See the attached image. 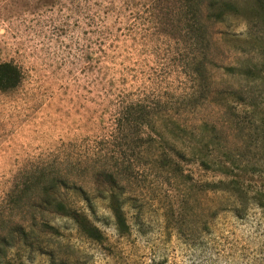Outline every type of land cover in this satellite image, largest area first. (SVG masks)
Instances as JSON below:
<instances>
[{"label":"rangeland","instance_id":"obj_1","mask_svg":"<svg viewBox=\"0 0 264 264\" xmlns=\"http://www.w3.org/2000/svg\"><path fill=\"white\" fill-rule=\"evenodd\" d=\"M164 3L0 0V63L23 73L17 88L0 90V210L6 219L35 216L39 224L35 247L10 250L17 262L264 264V210L254 199L264 191V81L244 71L264 66V0H238L226 21L209 22L208 74L218 94L196 107L181 99L191 86L190 40L177 20L162 23ZM143 98L191 126L190 133L170 127L152 141V152L170 154L166 164L149 163L140 123L126 132L134 141L115 131L121 107ZM185 143L203 147L209 164L177 155L173 147ZM213 160L231 166L238 191L208 189L222 178ZM177 163L184 173L175 176L169 164ZM131 165L127 230L118 229L106 200L95 198L88 211L76 192L62 191L90 215L101 240L32 206L36 190L26 201L12 199L41 173L83 186L94 198L96 170ZM44 221L60 233L51 234Z\"/></svg>","mask_w":264,"mask_h":264},{"label":"trees","instance_id":"obj_2","mask_svg":"<svg viewBox=\"0 0 264 264\" xmlns=\"http://www.w3.org/2000/svg\"><path fill=\"white\" fill-rule=\"evenodd\" d=\"M166 2L162 8V14L166 19H162L163 24H170L171 21H176L180 25L179 31L185 30L186 37L190 40L192 55L189 58V69L186 71L190 78V90L182 95L181 99L184 102L192 103L196 107L198 100L200 104L211 98L212 95H217L218 92L213 91L211 87V79L208 74V64L210 61L209 50L211 48V36L208 29L209 22H224L228 17L238 11V0H159ZM153 15H155L153 13ZM234 69V68H232ZM247 76L255 74L264 81V66L255 64L252 67L244 69ZM23 79L22 70L14 63H0V90L9 91L17 88ZM232 97L244 99L245 96L236 90L230 91ZM195 101V102H194ZM160 103L155 102V105ZM153 102L147 98L131 101L123 105L115 119V131L118 134L130 137L133 141V133H126L135 123H140L146 128L141 135L142 141L148 143L146 156L150 157L148 161L151 165L158 162L165 163L170 154L166 153L164 148L159 152L151 151V143L156 139V135L163 138V132L171 129L170 127L178 128L185 133L191 132L189 124H182L179 118L170 114L167 110V105L163 113L155 110ZM264 119H260L263 121ZM156 124L159 125L157 128ZM173 131V130H171ZM190 131V132H189ZM125 133V134H124ZM164 139V138H163ZM169 141V140H165ZM180 142H184L181 140ZM150 145V146H149ZM181 144L180 147H173L177 155L180 157H189L191 160H200L205 165L209 164L203 147L194 146L192 144ZM224 155L220 148H216ZM153 157V158H151ZM229 159V158H228ZM218 169L222 175L217 182L210 183L212 186L208 189L220 190L224 192H236L239 190V181L232 176V169L229 164L224 161L216 162ZM166 164V163H165ZM171 173L182 175L184 173L180 164H169ZM133 166H126L125 169H119L110 166H102L95 171L93 176V188L100 194L94 198L90 197L89 193L83 186H69L59 176H45L42 174L35 176L32 184L18 191L13 202L19 203L26 201L29 189L36 190L37 196L34 198L32 206L40 209L42 213L51 211L73 222L75 226L85 236L94 240H101L103 233L101 229L95 225L90 215L79 206L72 205L62 196L63 189L73 190L87 203L86 209L94 211V199L101 198L108 202L109 209L115 219V224L118 229L124 231L128 229L126 205L128 203L127 182L128 171H133ZM231 178V180H229ZM255 203L264 210V191H257L254 196ZM18 205V204H17ZM21 205V204H20ZM19 205V206H20ZM8 219V220H7ZM5 218L0 210V264H21L9 256L10 250L14 249L19 244L27 245L30 248L35 247L33 239L37 232L39 224L36 217L31 218L19 217ZM10 219V220H9ZM43 226L51 230V234H59L60 229L50 224L47 221L43 222ZM48 231V230H41ZM40 247V246H38ZM40 250V248H37ZM45 253L49 254V251Z\"/></svg>","mask_w":264,"mask_h":264}]
</instances>
